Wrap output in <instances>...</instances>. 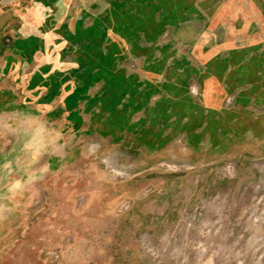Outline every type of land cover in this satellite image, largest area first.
I'll return each mask as SVG.
<instances>
[{
	"label": "rangeland",
	"instance_id": "obj_1",
	"mask_svg": "<svg viewBox=\"0 0 264 264\" xmlns=\"http://www.w3.org/2000/svg\"><path fill=\"white\" fill-rule=\"evenodd\" d=\"M111 1L131 12L119 15L127 29L56 27L65 51L92 54L88 62L94 50H115L123 57L114 67L152 81L178 77L183 100L214 111L212 126L204 118L195 129L196 148L181 131L150 151L130 133L113 142L76 121L65 126L58 112H7L0 264H264V0ZM4 2L0 53L19 42L3 33ZM9 87L0 76V108Z\"/></svg>",
	"mask_w": 264,
	"mask_h": 264
},
{
	"label": "crops",
	"instance_id": "obj_2",
	"mask_svg": "<svg viewBox=\"0 0 264 264\" xmlns=\"http://www.w3.org/2000/svg\"><path fill=\"white\" fill-rule=\"evenodd\" d=\"M76 2L77 4H75ZM4 5H7L5 9L7 14L2 22L3 33L6 34V28H9L7 31L14 32V36L19 42L16 47H9L0 53V76L7 78L14 86V88L9 87L6 90H1L3 93L7 92L8 98L1 102L0 118L7 112H18L25 108L30 110L34 108L37 110L36 112L40 110L44 112L42 114H45L46 117H54L57 115L54 113L58 112L65 126L76 120L81 126H86L85 131H96L101 137L110 136L113 142L122 140L125 134L129 132L115 130L110 124H107L106 119L112 112L107 113V110L101 107L100 98L106 90V84L102 78L91 77V74L97 76L103 68L97 64L93 67L83 65L76 71L79 75L78 78L71 77L66 80L61 78L62 74L69 75L70 70H75L78 63L75 62L76 58H72L71 54L65 51V47L69 43L68 38L66 36L61 37L60 30L56 27L85 26L92 21L96 22L97 14L88 12L83 0H5ZM98 14L100 13L98 12ZM43 25L45 28L42 29ZM44 32H50V36L41 42ZM26 38L30 42L29 46L25 45ZM44 47L52 57L57 53L58 58H51L49 55V60L46 59L41 54ZM77 58H80V55ZM119 65L115 67L117 70H123L126 75H134L138 83L144 84L145 80H151L137 72H128L126 68ZM87 70L90 72L88 79L91 81L85 91L88 99L78 101L76 107L69 109L67 95L76 86L84 85ZM55 72L61 73L56 86L53 78ZM82 75L84 76L80 77ZM141 84L140 89L143 86ZM55 90L56 96L59 98L56 102L53 98ZM91 99L95 100L93 105L90 103ZM128 99L129 96L126 95L125 100L122 101L125 102ZM120 106L119 104L118 107ZM131 110L132 112L129 113L131 123L142 121L145 118V112L142 108L134 110L131 107ZM33 112L35 113L34 110ZM138 113H140L139 117L134 119ZM130 134L134 141V135Z\"/></svg>",
	"mask_w": 264,
	"mask_h": 264
},
{
	"label": "trees",
	"instance_id": "obj_3",
	"mask_svg": "<svg viewBox=\"0 0 264 264\" xmlns=\"http://www.w3.org/2000/svg\"><path fill=\"white\" fill-rule=\"evenodd\" d=\"M83 3L87 6L88 12L91 14H97V20L94 25L98 27L116 25V29H119L121 28L119 25L125 24L122 20H126L132 15L130 14L131 12H129L128 8L119 9L118 7L121 6L115 2H112L111 0H96L95 3L98 4V6L100 5L99 7L101 8V10L96 11L91 7L95 4H88L87 0H83ZM162 9L165 16L175 14L174 11H172V13H166L171 11L165 8L164 5ZM98 12L101 15L98 14ZM119 15L121 16L122 20L120 19ZM114 21H116V24ZM158 23L161 24L162 22L158 21ZM127 27L128 24L125 26V29H127ZM73 35H75V33H73ZM84 36L86 40L89 39L90 35L85 34ZM124 37L126 39L128 38L127 35ZM87 41L92 47L99 45L96 41ZM83 42L85 44V41ZM113 47L117 48L115 44H113ZM80 53V58L75 60V62L78 63V66L75 70H70L69 76L72 75L75 78H78L79 75H77L78 72L76 71L83 65L93 67L95 64H97L99 67L103 68L101 73H99L97 76L91 74V77L97 79L102 78L106 84V90L100 98V101L102 103V109L107 110V113L112 112V114H110L106 120L107 124H110L113 129L125 130L129 133H132L134 135V145L145 146L148 150H154L162 147L167 141L175 136V134L181 131L185 132L187 142L190 145H193L195 148L198 147L201 132L195 131V129L201 125L204 118H206V122L204 123L203 121V127L208 129L210 126H212V116L214 111L209 110L207 115H205L203 110L199 109L195 102H193V105L190 104V99L187 94H185L183 100L182 92H185V89L182 82H180L181 80H178V77H176V80L174 79L173 81H169L167 79L168 77H165L166 79H164L162 82L145 80L144 84H141L136 81L134 75H126L123 70H117L114 67L115 59L123 57L120 52L115 50L105 51L104 49H97L93 52L94 61L88 62L85 61L86 57H90L92 54L85 52ZM152 62L153 63L150 62V64H148L151 65V68L156 66L154 71H157L158 67H160V64H158V62L156 63L155 60ZM87 72L88 73L85 76L86 82L84 85L81 87L76 86L74 90L67 95L69 109L76 107L78 101L82 99H88L85 91L89 87L91 81L88 79L90 72L88 70ZM57 76L61 77V73H54L53 78L55 86L56 82L58 81ZM67 76L68 74H62L61 78L66 80ZM83 76L84 75L80 77ZM140 84L143 85L142 89L139 88ZM56 93L57 92L55 90L54 94ZM126 95L129 96V99L124 102L122 100H125ZM90 103L93 105L95 100L91 99ZM119 104L121 105L120 107H118ZM131 107L134 110L142 108L145 112V118L142 121L131 123L129 119V113L132 112ZM167 107L171 108L170 116L174 117L173 121L169 120L170 118L167 116ZM194 110H198V114H196V117L193 119L191 113L194 114ZM185 116L186 121L182 122ZM169 126L171 127V131L167 133L165 131Z\"/></svg>",
	"mask_w": 264,
	"mask_h": 264
},
{
	"label": "flooded vegetation",
	"instance_id": "obj_4",
	"mask_svg": "<svg viewBox=\"0 0 264 264\" xmlns=\"http://www.w3.org/2000/svg\"><path fill=\"white\" fill-rule=\"evenodd\" d=\"M50 36V32L48 33V32H44V34H43V36L41 37V42H43L46 38L48 39V37ZM25 45L26 46H29L30 45V42H29V40H28V38H26V41H25ZM25 48V47H24ZM26 50V49H25ZM47 49L45 48H43V50L41 51V54H43L44 55V57L47 59L48 58V60H49V55H47ZM55 57L56 58H58V55H57V53H56V55H55ZM57 65V64H56Z\"/></svg>",
	"mask_w": 264,
	"mask_h": 264
},
{
	"label": "built area",
	"instance_id": "obj_5",
	"mask_svg": "<svg viewBox=\"0 0 264 264\" xmlns=\"http://www.w3.org/2000/svg\"><path fill=\"white\" fill-rule=\"evenodd\" d=\"M111 164H112V163H111ZM112 165H113V164H112ZM111 169H113L115 173H118V172H119V173H124V172L126 173V172H127L126 170L121 169V168H116L115 166H113V167L111 166ZM120 175H122V174H120Z\"/></svg>",
	"mask_w": 264,
	"mask_h": 264
},
{
	"label": "bare ground",
	"instance_id": "obj_6",
	"mask_svg": "<svg viewBox=\"0 0 264 264\" xmlns=\"http://www.w3.org/2000/svg\"><path fill=\"white\" fill-rule=\"evenodd\" d=\"M44 49H45V47H44ZM46 53H47V55H50L48 52H46ZM55 55H56V54H55ZM50 57H51V58H54L55 56H54V57H52V56L50 55Z\"/></svg>",
	"mask_w": 264,
	"mask_h": 264
}]
</instances>
